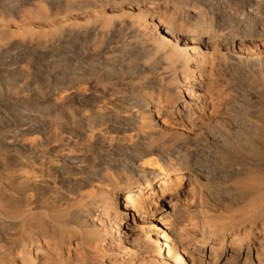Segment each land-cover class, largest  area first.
Here are the masks:
<instances>
[{
    "label": "bare ground",
    "instance_id": "obj_1",
    "mask_svg": "<svg viewBox=\"0 0 264 264\" xmlns=\"http://www.w3.org/2000/svg\"><path fill=\"white\" fill-rule=\"evenodd\" d=\"M226 253L264 264V0H0V264Z\"/></svg>",
    "mask_w": 264,
    "mask_h": 264
},
{
    "label": "rangeland",
    "instance_id": "obj_2",
    "mask_svg": "<svg viewBox=\"0 0 264 264\" xmlns=\"http://www.w3.org/2000/svg\"><path fill=\"white\" fill-rule=\"evenodd\" d=\"M191 182L189 178H183L181 187L178 189L176 193L173 195L164 198L160 201L159 205L156 208H152L153 212L149 214H145L141 216L140 222L144 225H153L157 224V220L159 218L160 214H167L172 215L173 218L170 221L169 226H161L162 232H176L179 225L178 223H182V225H188L189 224V206L192 202V192H191ZM188 215V216H187ZM180 217V218H177ZM188 217V218H187ZM183 218V219H182ZM182 219V220H179ZM179 220V221H178ZM186 223V224H184ZM160 230V232H161ZM172 230V231H171ZM227 248H231L230 245L227 246ZM205 250V249H204ZM209 249L206 248L204 251V259L207 262V260L211 259L209 257ZM229 257V253H226L224 255H218L215 260L211 261V264H224L226 260ZM209 258V259H208Z\"/></svg>",
    "mask_w": 264,
    "mask_h": 264
}]
</instances>
